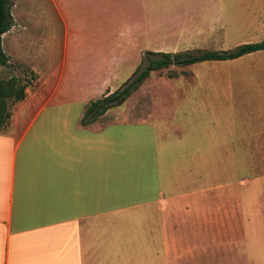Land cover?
Here are the masks:
<instances>
[{
    "label": "rangeland",
    "instance_id": "374dc122",
    "mask_svg": "<svg viewBox=\"0 0 264 264\" xmlns=\"http://www.w3.org/2000/svg\"><path fill=\"white\" fill-rule=\"evenodd\" d=\"M209 2L222 12L213 25L205 0H9L13 26L2 35L8 62L0 79L14 77L26 96L44 99L60 73L51 103L74 115L84 100L120 88L147 50H234L264 39V0ZM136 21L134 47L120 41L129 34L120 26ZM142 119L158 131L160 178L172 181L174 194L217 186L248 231V251L264 264V50L152 71L96 125Z\"/></svg>",
    "mask_w": 264,
    "mask_h": 264
},
{
    "label": "crops",
    "instance_id": "0c3cea01",
    "mask_svg": "<svg viewBox=\"0 0 264 264\" xmlns=\"http://www.w3.org/2000/svg\"><path fill=\"white\" fill-rule=\"evenodd\" d=\"M205 1L206 19L220 18ZM137 22L120 41L137 47ZM59 83L25 93L0 127V264L262 263L217 186L174 194L160 178L153 123L82 124L88 99L71 115L51 103Z\"/></svg>",
    "mask_w": 264,
    "mask_h": 264
},
{
    "label": "trees",
    "instance_id": "16d2710c",
    "mask_svg": "<svg viewBox=\"0 0 264 264\" xmlns=\"http://www.w3.org/2000/svg\"><path fill=\"white\" fill-rule=\"evenodd\" d=\"M13 26L9 0H0V66L6 65L8 58L2 48V35ZM258 50H264V39L259 42H248L238 45L234 50H205L195 51H145L143 63L136 68L131 77L113 92L101 98L88 102L81 119L82 124H89L98 119L108 109L121 105L130 94L150 76L152 71L174 66H188L205 60H231ZM147 60L146 66H143ZM174 76L172 72L169 73ZM25 85L19 84L14 77L0 79V127L10 117L9 104L25 98Z\"/></svg>",
    "mask_w": 264,
    "mask_h": 264
}]
</instances>
